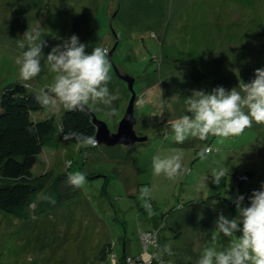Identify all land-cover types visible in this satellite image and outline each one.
Wrapping results in <instances>:
<instances>
[{
    "label": "rangeland",
    "instance_id": "rangeland-1",
    "mask_svg": "<svg viewBox=\"0 0 264 264\" xmlns=\"http://www.w3.org/2000/svg\"><path fill=\"white\" fill-rule=\"evenodd\" d=\"M38 22L46 41L41 72L23 81L15 58L27 44L20 49L17 41ZM73 34L88 52L96 46L110 51L118 39L111 62L134 78V130L146 139L82 148L64 140L58 130V148L42 149L32 173L80 171L87 177L86 185L73 190L59 208L27 220L0 209V263L116 264L112 258L123 253L146 263L169 244L173 254L164 253V259L197 264L205 247L227 248L239 233L232 238L218 233L216 219L218 214L238 217L225 194L233 200L243 194L246 205L247 197L264 182V125L253 122L222 143L210 136L178 144L171 122L187 114L185 101L193 90H239V83L264 68V0H0V93L3 85L15 81L38 93L46 90L55 76L46 55ZM110 75L108 88L116 99L110 105L88 107L116 132L131 94L112 66ZM113 109L115 114L108 115ZM64 110L62 105L55 110L44 107L30 112V117L38 121L53 116L58 125ZM206 146L213 151L201 160L197 153ZM173 150L183 153L189 171L171 180L153 175L152 157ZM221 167L229 169V175L213 184L211 173ZM245 175L249 179H243ZM206 177V186L198 190ZM143 186L152 189L151 216L139 199ZM210 197L208 203L194 202ZM146 232L157 233L156 251L143 244ZM107 243L111 248L101 259Z\"/></svg>",
    "mask_w": 264,
    "mask_h": 264
},
{
    "label": "clouds",
    "instance_id": "clouds-1",
    "mask_svg": "<svg viewBox=\"0 0 264 264\" xmlns=\"http://www.w3.org/2000/svg\"><path fill=\"white\" fill-rule=\"evenodd\" d=\"M40 29L41 24L38 22L27 28L23 40L17 41L20 49H24L27 44V50L15 58L19 77L23 81L32 80L41 72L46 41L42 39ZM85 49L86 44L81 43L75 34L51 48L46 60L55 76L46 90H41L36 96L39 104L53 110L62 105L67 111H86L90 103L110 105L116 99L108 88L111 80L109 49L105 46H96L90 52ZM185 111L187 114L171 122L173 140L178 144L190 138L205 141L210 136L221 138L222 143L229 137L241 135L253 122L264 125V68L255 69L254 78L250 81L239 83V90L236 87L226 90L223 86H217L211 92L193 90L185 101ZM114 114V109L108 113ZM64 138L76 139L78 147L82 148L97 145L94 137L83 133H65ZM212 151V147L206 146L197 155L204 160ZM152 170L153 175H163L170 180L189 171L183 163V153L179 150H173L165 156L154 155ZM228 175L229 169L221 167L212 171L210 179L213 184L219 185ZM208 179L206 177L204 182L198 184L197 189L205 187ZM86 182L87 177L83 172L75 171L68 175V184L72 187L83 188ZM151 192L149 186L139 190L141 206L150 216L154 215ZM44 198L55 202L50 197ZM225 198L235 204L238 217L229 219L218 214L216 228L225 237L239 235L223 250L214 246L205 247L197 264H264V182L247 197L246 205L243 194H237L234 200L227 194ZM216 235L213 234V240ZM164 253L173 254L171 245L165 244L152 258L159 262Z\"/></svg>",
    "mask_w": 264,
    "mask_h": 264
},
{
    "label": "trees",
    "instance_id": "trees-1",
    "mask_svg": "<svg viewBox=\"0 0 264 264\" xmlns=\"http://www.w3.org/2000/svg\"><path fill=\"white\" fill-rule=\"evenodd\" d=\"M38 94L18 81L6 83L0 93V209L21 220L59 208L77 189L68 184L67 172L56 175L53 169H48L32 173L42 149L58 148V130L64 140L77 143L76 139H65V133L93 137L96 129L88 111L64 110L58 125L53 116L38 121L31 119L30 112L44 108L36 100ZM245 176L249 179V175ZM210 199L194 202L208 203ZM109 246L107 243L102 248L101 259L106 258ZM126 255L123 253L112 262L121 263Z\"/></svg>",
    "mask_w": 264,
    "mask_h": 264
},
{
    "label": "water",
    "instance_id": "water-1",
    "mask_svg": "<svg viewBox=\"0 0 264 264\" xmlns=\"http://www.w3.org/2000/svg\"><path fill=\"white\" fill-rule=\"evenodd\" d=\"M117 43H118V39H116L114 46L109 51L108 59L110 62L112 58V52L115 46L117 45ZM111 66L114 70L115 75L126 82L127 88L131 96L129 98L127 108L121 120L118 123L116 132H110L107 124L104 121L98 120L95 117L92 110L89 107H87L86 111H88L89 114L91 115L92 122L94 123L96 128L93 137L97 140V145L105 144L107 146L130 145L132 143L144 141L146 139V136L138 137L134 130V125L136 123V118L134 117V101L136 97V94L133 90L134 78L131 77L130 75L120 73L118 68L113 63Z\"/></svg>",
    "mask_w": 264,
    "mask_h": 264
},
{
    "label": "built area",
    "instance_id": "built-area-1",
    "mask_svg": "<svg viewBox=\"0 0 264 264\" xmlns=\"http://www.w3.org/2000/svg\"><path fill=\"white\" fill-rule=\"evenodd\" d=\"M243 179H246V176H243ZM142 239H143V244L147 247L149 245H153L154 249L156 248L155 246L156 241H157V233L156 232H146L144 234H142ZM111 248V247H110ZM113 260H115L114 258H112ZM119 262H117L118 264ZM119 264H171L169 260L164 259L163 257H161V260L158 262L156 259L151 258L148 262L144 263L143 261H141L139 256H130V255H126L124 258V261H121V263Z\"/></svg>",
    "mask_w": 264,
    "mask_h": 264
},
{
    "label": "crops",
    "instance_id": "crops-1",
    "mask_svg": "<svg viewBox=\"0 0 264 264\" xmlns=\"http://www.w3.org/2000/svg\"><path fill=\"white\" fill-rule=\"evenodd\" d=\"M136 98V97H135ZM168 217V216H167ZM164 219V218H163ZM175 227V225H173Z\"/></svg>",
    "mask_w": 264,
    "mask_h": 264
},
{
    "label": "flooded vegetation",
    "instance_id": "flooded-vegetation-1",
    "mask_svg": "<svg viewBox=\"0 0 264 264\" xmlns=\"http://www.w3.org/2000/svg\"><path fill=\"white\" fill-rule=\"evenodd\" d=\"M154 250L156 251V248Z\"/></svg>",
    "mask_w": 264,
    "mask_h": 264
}]
</instances>
